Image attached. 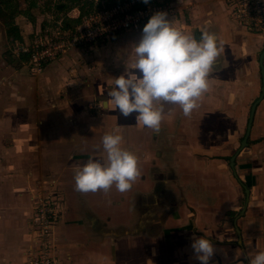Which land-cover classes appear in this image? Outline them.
<instances>
[{
  "label": "crops",
  "instance_id": "0c3cea01",
  "mask_svg": "<svg viewBox=\"0 0 264 264\" xmlns=\"http://www.w3.org/2000/svg\"><path fill=\"white\" fill-rule=\"evenodd\" d=\"M93 1L88 8L97 5ZM186 1L191 4L168 14L173 26L197 39L203 30L212 32L223 51L199 109L185 117L179 105H165L159 133L137 123L135 113L125 118L113 110L107 95L132 63L130 43H137L136 32L143 26L122 31L99 47L70 50L39 74H30L21 58L15 63L4 59L9 37L0 26V125H7L0 132L5 153L0 164V264H23L33 212L24 189L44 172L56 176L62 198L54 239L64 264H196L190 247L194 234L216 246L211 264H249L245 254L264 250V98L256 107L247 145L230 166L245 134L249 103L258 94V79L261 85L264 35L240 26L225 0ZM47 4L44 9L31 0L32 17H15L21 41L46 25L55 6ZM78 14L77 7L67 12L72 19ZM41 123L51 126V132L40 133ZM23 127L27 142L20 148L18 130ZM115 128L123 147L138 156L140 176L123 193L114 185L108 192L76 191L74 170L90 157L106 162L102 137ZM242 184L249 196L236 220L238 233L234 220L245 201Z\"/></svg>",
  "mask_w": 264,
  "mask_h": 264
},
{
  "label": "clouds",
  "instance_id": "9594fccd",
  "mask_svg": "<svg viewBox=\"0 0 264 264\" xmlns=\"http://www.w3.org/2000/svg\"><path fill=\"white\" fill-rule=\"evenodd\" d=\"M222 51L223 44L214 33L203 30L197 39L174 27L167 12H154L135 43L132 63L107 93L112 109L125 118L135 113L136 122L154 133L160 131L165 105H179L183 116L190 117L210 90L209 78ZM123 142L119 128L103 135L106 162L90 157L76 167V191L108 192L114 185L123 193L131 188L140 176L138 156L124 148ZM190 247L196 264H211L217 252L210 239L195 234ZM245 256L249 264H264V250Z\"/></svg>",
  "mask_w": 264,
  "mask_h": 264
},
{
  "label": "built area",
  "instance_id": "2783aa9c",
  "mask_svg": "<svg viewBox=\"0 0 264 264\" xmlns=\"http://www.w3.org/2000/svg\"><path fill=\"white\" fill-rule=\"evenodd\" d=\"M173 10L169 3L145 4L143 0H119L103 8L96 5L75 25L64 27L56 22L40 26L32 42L17 40L14 52L18 58L27 55L30 72H41L72 46L96 44L125 30H139L154 12L172 15ZM231 13L244 28L258 30L264 25L263 0H231ZM39 194L30 218V244L23 252V264H64L54 239L63 213L62 198L57 192Z\"/></svg>",
  "mask_w": 264,
  "mask_h": 264
},
{
  "label": "rangeland",
  "instance_id": "374dc122",
  "mask_svg": "<svg viewBox=\"0 0 264 264\" xmlns=\"http://www.w3.org/2000/svg\"><path fill=\"white\" fill-rule=\"evenodd\" d=\"M17 1H18V4H19L20 8L24 10V9H26L28 7L29 1H31V0H17ZM36 1H38L40 3V5L42 6V8L47 9L48 8L47 5L50 6V4H47V3H55L54 5L56 6L57 4L66 2L67 0H36ZM91 1L94 3L93 0H90V2ZM96 2H98V0ZM149 2L150 3H169V4H171L172 5V8L174 9L172 15H174V13L175 14L177 13L178 5L183 4V3H186V2H187V4H191L190 2H188L186 0H183V1L182 0H149ZM225 3H226L227 10H229L231 16L233 17V14L231 13V0H225ZM263 4H264V0H263ZM88 5H89V3H88ZM95 6L96 5L92 6L91 8H93ZM187 8H189V7H187ZM29 9H30V12H31V7H29ZM60 16H61V13L58 14V17H60ZM55 17H56V12H55V8H54V12H53L52 16L51 15H50V17L48 16L47 18H49V19L44 24H49L50 23L52 25V24H54L56 22H61L62 23V19L59 18L58 20H56ZM7 21H8V18H5L4 16H0V26L2 28H6V22ZM43 22H44L43 19L41 21H39L40 24H43ZM40 26H43V25H40ZM247 30L248 31H252V32H257V34L258 35L260 34L261 36L264 35V25H263L262 28H258V30L257 29H247ZM36 32H37V29L32 33V36L31 37H29V38L26 39V41L32 42L33 41V38H34V35H35ZM136 33H138L136 35V37L139 39L140 36H141V34H142V31L136 32ZM16 41L17 40H11L9 38L8 39V44L2 49V51H3L2 56L4 57L5 60H9L8 62H10V63H12V62L15 63L16 62V59L18 60V57L15 54L16 52H14ZM102 42L103 41H100L99 43H96V44H83L82 43L81 45L72 46L71 48H69L66 51L67 52L70 51V50L73 51V50H76L78 48H80V49H83V48L84 49L85 48H91V47H94V46H98L99 47V45ZM134 48H135V41L134 42L132 41V44L130 43V49L128 51L131 52V54L132 53L134 54ZM121 49H123V46H121ZM88 51H93V49H88ZM61 56H59V57H61ZM59 57H57L56 59H58ZM21 61H22V64L23 65L26 64L27 69H28V72L30 74H39V73H41L44 70L43 69L41 72L32 73V72H30V67H29V64L26 62V60H24V61L21 60ZM45 66H44V68H45ZM260 86H261L260 85V80L258 79V94L255 97H257L259 95ZM254 98H253V101H254ZM93 105H95V103H93ZM250 105H251V102L249 103V106ZM39 125H40V128H39L40 133H46V134H48L49 132H51V128H52L51 126H47V124H45V123H41ZM6 127H7V125H5V124L4 125H0V132L1 131H4L6 129ZM14 127H15L14 125L11 126L12 129H14ZM35 132H38V131H35ZM18 133H19L20 136L22 135V138L18 142L19 143L18 144V147L22 148L25 145V142H27V140L26 141L25 140H22V139L27 138V130H26V128L23 127V128H20L18 130ZM46 142H47V140H44L42 143H46ZM7 144H8V142H7ZM4 155H5V153L3 151H0V164H1V161L4 160ZM13 168H9L8 169V173L9 174H13V172H14L13 171ZM10 169L12 171H10ZM55 179H56V176L54 174H52V172L51 173L44 172L42 174H39V176H37L36 178H33V180H31V182L29 183L30 185L26 189H24V190H26V193L28 194V197L31 200L32 210L34 209V206H35V203H36V199H37L39 193H40L39 195H41V192L42 193L57 192L60 195V192H59V190H58V188H57V186L55 184ZM2 184H5V181L4 180L2 181ZM1 190H3V189L0 188V193H1Z\"/></svg>",
  "mask_w": 264,
  "mask_h": 264
},
{
  "label": "trees",
  "instance_id": "16d2710c",
  "mask_svg": "<svg viewBox=\"0 0 264 264\" xmlns=\"http://www.w3.org/2000/svg\"><path fill=\"white\" fill-rule=\"evenodd\" d=\"M34 2L36 0H33ZM82 1V2H81ZM67 0L66 2L59 3L55 8L56 20L62 19V24L64 27L72 26L79 23L83 16L91 13L92 8H88L89 0ZM119 0H98L97 8H103L110 4H113ZM31 1H29L28 7L26 9H21L17 0H0V16L8 18L6 22V33L11 40H20L21 35L18 26L15 24L14 19L17 15L23 14L31 18L30 7ZM77 7L79 9V14L76 18L72 19L67 16V12L73 8ZM61 16L58 17V14ZM22 60L27 58L26 54L20 56Z\"/></svg>",
  "mask_w": 264,
  "mask_h": 264
},
{
  "label": "water",
  "instance_id": "95a60500",
  "mask_svg": "<svg viewBox=\"0 0 264 264\" xmlns=\"http://www.w3.org/2000/svg\"><path fill=\"white\" fill-rule=\"evenodd\" d=\"M259 66H260V72H261V87H260V92L259 95L254 99V101L252 102L251 106H250V110H249V116H248V121H247V125H246V130H245V134L242 137L241 141H240V145L237 148V150L235 151V153L230 157V166L233 169L234 168V161H235V157L236 155L239 153V151L241 149H243L248 142V137L250 134V129L252 126V122H253V118H254V114H255V110L257 105L260 103V101L264 98V48L262 49V51L259 54ZM244 192H245V201H244V205L242 207V209L240 210V212L238 213V215H236L235 220H234V224L235 227L237 229V232L239 233V229L238 226L236 225V220L242 216V214L244 213L245 209H246V205L248 203V196H249V190L248 188L242 184Z\"/></svg>",
  "mask_w": 264,
  "mask_h": 264
}]
</instances>
